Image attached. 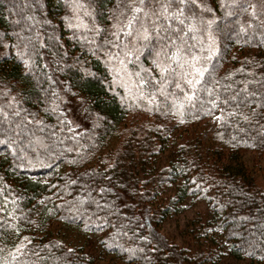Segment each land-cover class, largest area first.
Listing matches in <instances>:
<instances>
[{"label": "trees", "instance_id": "16d2710c", "mask_svg": "<svg viewBox=\"0 0 264 264\" xmlns=\"http://www.w3.org/2000/svg\"><path fill=\"white\" fill-rule=\"evenodd\" d=\"M202 3L211 11L197 9V31L178 35L181 59L214 50L211 63L201 61L211 75L174 111L183 94L173 81L190 89L177 66L165 77V95L156 91L163 78L154 61L168 41L154 31L137 39L139 25L132 37L113 35L128 0H0V264H103L67 245L53 222L95 235L127 264H216L160 231L187 196L214 210L219 247L264 264V186L239 162L246 150L264 155V107L251 114L264 94V0ZM150 77L154 87L139 83ZM249 81L257 97L240 109L249 121L230 118L225 107L205 136L208 119L221 115L219 107L205 111L208 90L212 98L224 88L231 95ZM168 142L173 156L150 172ZM193 229L194 238L207 227Z\"/></svg>", "mask_w": 264, "mask_h": 264}, {"label": "snow or ice", "instance_id": "6c2138e0", "mask_svg": "<svg viewBox=\"0 0 264 264\" xmlns=\"http://www.w3.org/2000/svg\"><path fill=\"white\" fill-rule=\"evenodd\" d=\"M146 7H148V0H128L127 10L124 13L127 19L119 25H114L118 30L114 32L113 35H127L132 37L133 28L139 25L140 27L136 34L137 39L147 41L151 38L154 31L157 39L162 45L165 40L168 41L171 47L162 46L160 51L157 52V61H154L156 69L161 73V78H163L160 87L156 89V91L161 95H165V85L168 84V80L165 77L167 75L176 74V68L178 66L181 69L179 72L181 80L185 84V87L190 89V91L182 89L181 83L173 81L176 89L180 90L183 94L182 100L177 98V100L173 102V110L178 111L175 107L176 103L178 102L179 107L183 108L185 104L192 102L197 97L198 88L203 87L202 81L206 83L207 81L205 78L211 75V69L202 65V59H206L211 63V57L215 55L214 50H209L208 57L204 58L198 55H192L191 52H189L186 58L181 59L183 56L182 49L185 45L183 43V36L178 35V33H184L185 31H187V33H192L197 31L195 28L197 22V9L202 12H210L211 9L206 8L202 0H154L148 11L145 10ZM141 13H143V20L140 18ZM164 21H169V23L165 25L163 23ZM208 23L211 25L212 22L209 21ZM173 24L178 26L176 31H173ZM97 31L99 32L100 30L98 29ZM161 33H163V35H161ZM174 36L177 38L176 40L173 39ZM192 38L195 39V37ZM177 41H179V43H177ZM207 41L209 45L213 42L211 33L207 35ZM161 53L165 54L164 60H159ZM168 53H171V58L168 57ZM127 55H131V53H127ZM152 79L151 77L148 80L141 79L139 83L146 88L154 87V85L151 84ZM250 83L252 82H247L244 88H241L231 95L228 94V89L224 88L220 93L215 95V98H212L213 93L212 90L209 89V98L206 101L208 108L205 109V111L211 114L212 110L219 107L221 115L215 118L223 120L224 108L230 106L231 111L228 112L230 118L239 116L241 120L248 122L250 116L240 111V109L243 105L251 104L257 97L256 92H249L247 90V85ZM217 87H220L219 84H217ZM153 99H155V96H153ZM149 102L151 103V100ZM256 103L257 107L251 109L252 115H258L257 108L264 107V94L260 95ZM4 115L7 117L9 114L5 113ZM12 115H18V113H12ZM241 131H243V129H241ZM4 143V140H0V144ZM101 191H104V189H101ZM108 191H110V189ZM69 251H71V249H69Z\"/></svg>", "mask_w": 264, "mask_h": 264}, {"label": "rangeland", "instance_id": "374dc122", "mask_svg": "<svg viewBox=\"0 0 264 264\" xmlns=\"http://www.w3.org/2000/svg\"><path fill=\"white\" fill-rule=\"evenodd\" d=\"M215 113L208 119V128L204 133L208 135L209 131L214 128L217 123ZM174 145L171 142L163 146L162 152L150 160L148 170L150 172L156 171L162 164L173 156ZM240 165L247 168L249 172L255 176L259 185L264 186V155L254 154L251 150L243 151L239 154ZM164 196H168L171 190L167 188ZM163 196L162 201L167 198ZM214 210H212L205 200L199 199L195 196H187L181 201L176 210L170 211L164 216L160 225V231L167 235L176 244L189 249L191 252H206L208 253L216 264H250L248 259H235L231 257L225 249L220 246L222 233L219 228L212 223L216 220ZM205 226L207 230L200 235H195L193 238L192 230L196 226ZM53 232L59 233L64 242L69 246H79L84 251L91 254L95 260L103 264H127L115 256L107 253L101 246L98 238L89 234L81 236L78 231L71 228H63L60 223L53 222L50 227ZM211 229V230H209ZM206 232V233H205ZM191 238H193L191 240Z\"/></svg>", "mask_w": 264, "mask_h": 264}]
</instances>
